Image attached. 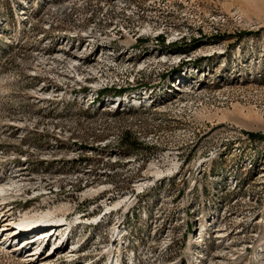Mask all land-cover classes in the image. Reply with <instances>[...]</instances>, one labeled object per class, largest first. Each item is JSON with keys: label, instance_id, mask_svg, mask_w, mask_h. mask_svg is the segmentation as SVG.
Returning a JSON list of instances; mask_svg holds the SVG:
<instances>
[{"label": "rangeland", "instance_id": "374dc122", "mask_svg": "<svg viewBox=\"0 0 264 264\" xmlns=\"http://www.w3.org/2000/svg\"><path fill=\"white\" fill-rule=\"evenodd\" d=\"M0 184V264H264V0H0Z\"/></svg>", "mask_w": 264, "mask_h": 264}, {"label": "bare ground", "instance_id": "6f19581e", "mask_svg": "<svg viewBox=\"0 0 264 264\" xmlns=\"http://www.w3.org/2000/svg\"><path fill=\"white\" fill-rule=\"evenodd\" d=\"M5 190H6L5 184H0V194L3 193ZM13 190H16V189L13 188ZM98 190H99V188H98ZM93 191L95 192L97 190L95 189ZM64 211H65V209L62 210L61 212L63 215H66V213L65 214L63 213ZM70 223H71L70 221H65L64 217L62 215L58 216V213L56 212V210H47L44 213H40V214L39 213L25 212L23 214V216L17 221H15L13 219H9V218L7 220H4L3 223L0 225V227H1L0 230L2 231V235L3 234L6 235L7 241L8 240L11 241L12 239L14 240V239H16V237L18 235L22 234L23 238H20V245H22L21 246L22 248L25 246L26 247H29V246L32 247L33 245L36 244L26 254V256L30 255L28 257H32V256H36L38 254L39 249H41L40 245L42 243H44V241H46V240L50 241L48 239H51L52 236L54 239V242H52V244H51L52 246H54L56 244L60 245L63 242H65L66 241L65 235H67L66 230L70 226ZM47 226H54V228L48 227V228L44 229ZM58 227L60 228L59 230H62V229L63 230L66 229V230H64L62 234L59 232L60 235H58L59 237L57 238L56 237L57 235H55L54 231L57 230ZM41 229H43V230H41ZM37 230H39V231H37ZM32 233H34L35 235ZM62 235L64 237H62ZM53 239H52V241H53ZM60 239H62V240H60ZM55 241H57V242H55ZM2 242H4V241H2ZM19 248H20L19 243H15L12 245V249H19ZM57 248H56V246H54L53 249L51 250V252L48 255L44 256L42 259L49 260L50 257L55 253V250ZM71 252H72V250H71Z\"/></svg>", "mask_w": 264, "mask_h": 264}, {"label": "trees", "instance_id": "16d2710c", "mask_svg": "<svg viewBox=\"0 0 264 264\" xmlns=\"http://www.w3.org/2000/svg\"><path fill=\"white\" fill-rule=\"evenodd\" d=\"M120 92V91H119ZM248 136L252 139H262L263 138V135L262 134H259V133H253V132H250L248 133Z\"/></svg>", "mask_w": 264, "mask_h": 264}]
</instances>
